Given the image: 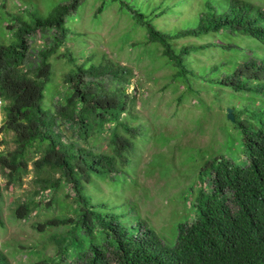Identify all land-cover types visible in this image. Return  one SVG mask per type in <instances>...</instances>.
<instances>
[{
  "label": "trees",
  "instance_id": "1",
  "mask_svg": "<svg viewBox=\"0 0 264 264\" xmlns=\"http://www.w3.org/2000/svg\"><path fill=\"white\" fill-rule=\"evenodd\" d=\"M77 2L57 5L47 16L29 12L25 19L17 14L14 25L6 27L13 30V40H0V134H10L14 144L12 150H0V197L3 188H19L29 177L34 192L15 202L17 219L26 220L42 204H51L43 198L62 187L74 202L71 217L34 225L38 231H56V250L33 264H264V117L256 111L246 120L234 117L240 160L218 156L206 164L202 173H207V183L194 195L189 219L177 225L174 243L163 240L145 220L93 204L84 194L93 177L111 181L122 173L135 138L143 134L140 125L127 120L136 118L131 114L134 97L127 91L132 71L108 60L86 66L76 64L68 51L61 54L74 67L63 76L65 93L54 110L41 108L51 75L49 59L67 39L66 18ZM132 14L148 42L162 47L175 78L186 80L192 74L185 65L189 49L175 50L176 39L239 33L264 47V11L243 0H230L223 12L206 3L196 27L172 35L156 30L144 15ZM36 32L52 33L31 50L29 38ZM236 66L216 82L235 92L264 95V57ZM60 125L71 130V141L63 139ZM101 134H107L109 151L95 153L89 142ZM0 264H9L1 251Z\"/></svg>",
  "mask_w": 264,
  "mask_h": 264
},
{
  "label": "rangeland",
  "instance_id": "2",
  "mask_svg": "<svg viewBox=\"0 0 264 264\" xmlns=\"http://www.w3.org/2000/svg\"><path fill=\"white\" fill-rule=\"evenodd\" d=\"M229 1L78 0L73 14L66 18L67 39L49 59L51 75L40 102L46 111L54 110L60 101L65 93L63 76L74 68L61 56L66 51L79 65L108 60L132 71L127 91L134 97L131 114L136 118L127 120L131 126L140 125L143 135L135 138L129 164L122 173L111 181L93 177L84 194L93 204L104 203L119 215L145 220L169 243L175 241L177 225L189 219L194 195L207 183V173H202L206 164L218 156L236 163L240 160L241 135L227 119V110L242 120L252 111L264 117V95L235 92L216 82L234 70L236 62L264 57V47L239 33L176 39L175 50L189 49L185 65L192 74H187L186 80L175 78L176 70L162 56V47L148 42L145 28L136 24L132 13L144 15L156 30L172 35L196 27L206 3L223 12ZM243 1L264 11V0ZM71 3L0 0V40H13V30L6 27L14 25L12 19L17 14L25 19L29 12L47 16L55 6ZM51 33L33 34L30 49L38 50ZM221 45L230 48L222 49ZM201 46L204 48L199 50ZM241 112L246 117H241ZM58 131L64 140L71 141L70 129L60 125ZM1 139L6 144L0 145V150L14 148L10 134H0ZM89 146L95 153L108 152L107 134L95 137ZM29 179L26 177L19 188H3L0 197V251L9 264H33L55 253L56 231H38L34 225L73 215L72 193L62 187L43 198L51 204H42L26 220L17 219L13 215L15 202L34 192Z\"/></svg>",
  "mask_w": 264,
  "mask_h": 264
},
{
  "label": "water",
  "instance_id": "3",
  "mask_svg": "<svg viewBox=\"0 0 264 264\" xmlns=\"http://www.w3.org/2000/svg\"><path fill=\"white\" fill-rule=\"evenodd\" d=\"M226 115H227V119H228L230 122H232V123L235 122V120H234V116H233V113H232L231 110H227Z\"/></svg>",
  "mask_w": 264,
  "mask_h": 264
},
{
  "label": "built area",
  "instance_id": "4",
  "mask_svg": "<svg viewBox=\"0 0 264 264\" xmlns=\"http://www.w3.org/2000/svg\"><path fill=\"white\" fill-rule=\"evenodd\" d=\"M0 104H1V102H0Z\"/></svg>",
  "mask_w": 264,
  "mask_h": 264
}]
</instances>
